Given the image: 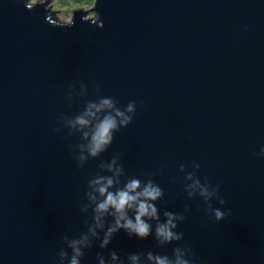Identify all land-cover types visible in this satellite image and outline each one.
<instances>
[{
  "label": "water",
  "instance_id": "obj_1",
  "mask_svg": "<svg viewBox=\"0 0 264 264\" xmlns=\"http://www.w3.org/2000/svg\"><path fill=\"white\" fill-rule=\"evenodd\" d=\"M48 4L0 0V264H55L63 237L86 230L87 182L113 155L122 179L150 177L164 190L157 207L185 215L180 246L197 264H264V0H95V18L79 9L65 24ZM101 97L134 101L135 113L79 169L80 135L57 119ZM193 162L201 182L219 185L220 223L186 199L178 169ZM176 246L121 231L103 254ZM100 251L94 243L81 264Z\"/></svg>",
  "mask_w": 264,
  "mask_h": 264
},
{
  "label": "clouds",
  "instance_id": "obj_2",
  "mask_svg": "<svg viewBox=\"0 0 264 264\" xmlns=\"http://www.w3.org/2000/svg\"><path fill=\"white\" fill-rule=\"evenodd\" d=\"M95 91H100L98 85ZM73 95L76 93L70 89L67 98L70 100ZM79 95H86L84 85L80 86ZM135 109L134 101L120 108L113 98L101 97L88 102L83 111L72 118L63 115L58 117L57 123L66 128L69 135H80L81 143L71 148L79 169H83L87 161L99 159L109 149L114 135L132 122ZM54 131L60 132L61 128L57 127ZM257 155L264 158V148ZM191 167L190 172L185 170L183 164L178 169L184 174L183 192L186 199H199L204 215L215 223L222 222L228 213L223 211L226 202L219 195V185L213 186L207 180L201 182L196 175L200 165L193 162ZM123 177L125 170L118 155H113L107 161L100 160L97 173L87 182V190L79 209L80 215L85 217L86 230L72 239L63 237L65 247L57 253L55 264H81L85 251L97 242L101 251L96 254V264H197L192 248L180 246L184 233L177 231V228L185 220V215L162 211L157 207V203L163 199L164 190L150 177ZM175 182L173 178L171 183ZM213 201L219 206L214 207ZM188 211L186 205L184 212ZM121 231L137 240L147 239L151 235L158 248L174 244L177 246L172 248L170 255L151 250L121 255L113 250L105 256L103 250Z\"/></svg>",
  "mask_w": 264,
  "mask_h": 264
},
{
  "label": "rangeland",
  "instance_id": "obj_3",
  "mask_svg": "<svg viewBox=\"0 0 264 264\" xmlns=\"http://www.w3.org/2000/svg\"><path fill=\"white\" fill-rule=\"evenodd\" d=\"M47 0H30V3L46 2ZM95 0H48V7L52 12H56L53 20L57 23H69L72 12L75 10L88 11L89 18H95V14L90 10L94 6Z\"/></svg>",
  "mask_w": 264,
  "mask_h": 264
}]
</instances>
